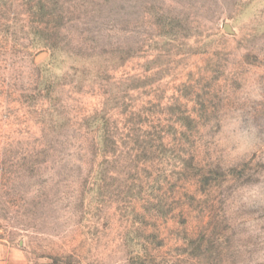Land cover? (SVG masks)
<instances>
[{
  "label": "rangeland",
  "instance_id": "1",
  "mask_svg": "<svg viewBox=\"0 0 264 264\" xmlns=\"http://www.w3.org/2000/svg\"><path fill=\"white\" fill-rule=\"evenodd\" d=\"M236 114L260 139L229 158ZM261 182L264 0H0L18 264H264V202L235 198Z\"/></svg>",
  "mask_w": 264,
  "mask_h": 264
},
{
  "label": "clouds",
  "instance_id": "2",
  "mask_svg": "<svg viewBox=\"0 0 264 264\" xmlns=\"http://www.w3.org/2000/svg\"><path fill=\"white\" fill-rule=\"evenodd\" d=\"M253 95L259 91L255 84L247 89ZM228 143L231 145L227 155L229 158L250 153L259 142L258 130L251 124H245L244 117L236 114L229 119L226 127ZM238 204L250 205L255 202H264V182L244 186L235 193Z\"/></svg>",
  "mask_w": 264,
  "mask_h": 264
},
{
  "label": "crops",
  "instance_id": "3",
  "mask_svg": "<svg viewBox=\"0 0 264 264\" xmlns=\"http://www.w3.org/2000/svg\"><path fill=\"white\" fill-rule=\"evenodd\" d=\"M0 264H18V263L12 257V255L7 249L0 247Z\"/></svg>",
  "mask_w": 264,
  "mask_h": 264
}]
</instances>
